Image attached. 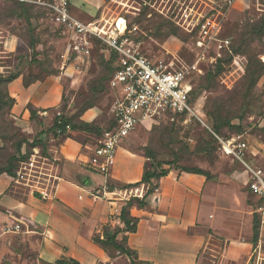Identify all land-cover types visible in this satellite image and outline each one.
Instances as JSON below:
<instances>
[{
    "label": "rangeland",
    "instance_id": "rangeland-1",
    "mask_svg": "<svg viewBox=\"0 0 264 264\" xmlns=\"http://www.w3.org/2000/svg\"><path fill=\"white\" fill-rule=\"evenodd\" d=\"M71 13L86 23H114L122 17L130 27L136 26L134 38L141 42L145 55L173 61L175 66L188 69L195 89L192 104L211 127L213 119L209 113L220 109L223 127L219 136L234 139L240 135L247 146L264 142V35L258 33L264 25V0H71ZM8 38L14 41L12 48L4 43ZM224 39H229L230 45L221 53L219 44ZM79 42L80 39L54 20L47 10L34 7L21 14L12 1L0 0V75L18 74L6 85L10 94L11 87L17 84L29 87L35 81L57 76L63 87V98L58 110L46 113L47 121L51 124L55 116L65 113L77 122L80 112L89 104H95L100 109L96 124L106 128L117 97L108 83L111 55L108 48L96 40L87 55L80 52ZM230 55L239 57V63L225 62L226 71L210 79L208 73L215 63ZM248 62L263 68L253 89H249L245 78ZM228 122L242 127L243 131L232 128ZM14 126L16 128L12 129ZM38 130L34 122L25 128L19 126L8 113V107L2 105L0 166L6 165L8 158L16 153L18 139H33ZM133 132L126 137L129 139L131 135L135 149L143 153L150 151L154 162L181 169L202 166L226 177L231 169H243L233 156L216 151L204 125L194 119L186 121L182 116L169 113L140 124ZM23 151H26L25 146ZM245 158L264 169L263 158L254 161L249 153L247 156L245 153ZM22 165L19 163L17 172ZM223 183L220 194L231 201L232 184L227 179ZM252 202L250 213L239 201L230 204L231 210H239L235 213L240 224L229 225L220 219L215 225V237L201 253L199 264H255L257 253L254 250L260 238L257 243L252 242L250 223L257 222V206ZM222 217L232 218L233 214ZM103 250L108 256L106 264H132L113 245ZM34 262L33 258L27 259L29 264Z\"/></svg>",
    "mask_w": 264,
    "mask_h": 264
},
{
    "label": "crops",
    "instance_id": "crops-1",
    "mask_svg": "<svg viewBox=\"0 0 264 264\" xmlns=\"http://www.w3.org/2000/svg\"><path fill=\"white\" fill-rule=\"evenodd\" d=\"M4 43L11 48L14 45L12 38ZM11 94L16 99L11 116L25 128L31 125L27 105L46 109L39 114L47 120L46 113L60 107L63 87L59 77L50 76L29 87L12 86ZM99 114L100 109L93 107L81 119L92 122ZM40 139L47 144L46 154L36 147L16 176L0 174V264H29L27 259L31 258L34 264H55L60 259L106 264L108 256L94 237L102 235L104 227H124L119 218L123 205L132 196L142 198L149 185L125 186L142 179L149 159L134 148L130 135L121 141L110 173L105 176L83 163L98 143L96 135L72 129L64 136L44 133ZM247 153L254 161L264 159V142L248 146ZM201 168L212 178L172 168L167 175L152 180L154 189L146 207H131V215L138 218L137 229L125 235L141 261L199 264L220 219L225 224H240L235 213L239 210L229 208L232 202L239 201L248 213L253 211L252 201L258 207L259 198L247 185L250 174L244 165L242 170L231 169L227 177ZM226 179L234 189L231 201L219 190ZM51 183H55L52 197H42L40 191L49 189ZM226 214H233V219L223 218ZM16 224L19 231L6 230ZM250 224L253 236V220ZM122 237L120 233L118 239ZM259 238L255 264H264V228Z\"/></svg>",
    "mask_w": 264,
    "mask_h": 264
},
{
    "label": "built area",
    "instance_id": "built-area-1",
    "mask_svg": "<svg viewBox=\"0 0 264 264\" xmlns=\"http://www.w3.org/2000/svg\"><path fill=\"white\" fill-rule=\"evenodd\" d=\"M18 1L48 8L54 20L71 30L80 39L78 43L80 52L90 55L93 41L98 40L108 48L109 52L114 51L117 54L115 71L108 82L117 94L112 110L114 123L104 130L97 145L91 148L87 160L83 161L92 171L108 175L120 143L126 135L140 124L152 122L162 115L187 113L186 121L196 118L205 127L211 129L206 119L192 104L194 85L188 69L175 66L173 61L152 59L145 55L140 47L141 42L134 38L136 26L130 27L127 21L120 24L119 20L122 17L114 23L83 22L72 15L71 0ZM229 45V39L221 40L219 44L221 53ZM233 63H239V57L234 56ZM60 115L61 113L58 114ZM71 130V126L66 125L65 130L58 129L57 132L63 134ZM213 133L219 142V151L224 155L233 156L244 165L245 171L249 172L250 179L247 185L259 198L256 211L260 217V227L264 228V169L246 160L245 153L248 146L240 135L234 139H224ZM54 186L55 183H51L50 190L48 188L41 190L42 197H52ZM6 230L19 231L20 225L16 224Z\"/></svg>",
    "mask_w": 264,
    "mask_h": 264
},
{
    "label": "trees",
    "instance_id": "trees-1",
    "mask_svg": "<svg viewBox=\"0 0 264 264\" xmlns=\"http://www.w3.org/2000/svg\"><path fill=\"white\" fill-rule=\"evenodd\" d=\"M10 1H12L15 4V6L17 7V10L21 11V14L23 12L25 13L27 10H30V8H34V7H41L50 13V10L48 8L34 4V3L18 1V0H10ZM258 33L261 35H264V25H262L259 28ZM96 41L99 42L98 40ZM33 47H34L33 45H30V48H33ZM110 55L111 57L109 59L110 60L109 64H110V69H111V75L109 77V80L115 71V61L117 58V54L114 51L110 52ZM233 59H234V55H230L229 58L227 59H224L221 61L218 60L215 63L214 68H212L209 71L208 73L209 78L213 80L218 75L224 73L226 70L223 64L225 62L232 63ZM262 71H263V68L261 66H256L251 62L247 63L245 78L247 79V81H249V89L251 88L253 89L256 86L257 80L261 77L263 73ZM17 77H18V74L16 73L9 74V75H3V74L0 75V109L2 108V105H6L8 107L9 114H11V110L16 103V99L7 90L6 85L10 83L11 81L15 80ZM194 92H195V89H193V94ZM93 107H95V104H89L88 106H86L80 112L77 122H74L73 119L69 118L65 113H62L60 116H55L53 118V122L50 124V122H48L47 120L42 119L41 115L39 114V111H45L46 109L45 110L37 109L33 106L32 103H29L27 105V109L30 111V121L37 123V125L39 126V130L37 131V134L33 139L21 137L20 139L16 141V144H15L16 153L12 154L8 158L6 165L0 166V174L7 173L11 176H16L19 163L27 161L30 158L31 154L33 153V149L36 147H40L42 153L46 154L47 144L43 140L40 139V136L43 135L44 133H52L55 136H64V135H67L69 132L58 134L57 132L58 129L65 130L66 125H70L71 129L73 130L85 131L87 133H91L93 135H96L97 137H100L102 133L104 132V130L111 127L114 122H113V119H111L108 127L103 128L102 126L96 124V120L92 122H86L82 120L81 116L88 109L93 108ZM175 115L182 116L184 119H186L187 117V113L175 114ZM209 117L213 119V127L209 125L211 128L209 129L204 126V130L208 133L212 141H214V147L216 151H219V142L213 132L220 135V130L223 127V123L221 122V117H220V109L219 108L213 109L209 113ZM192 119L200 122L196 118H192ZM59 121H61V123H59ZM7 126L10 127L11 125L7 124ZM231 127L238 129L239 132L243 131L242 127H235V126H231ZM11 128L15 129L16 127L14 126ZM24 146L26 147L25 152L23 151ZM144 155L149 159L150 164L145 169L142 179L135 184H129L125 187L126 188L136 187L143 183V184L149 185L148 189L146 190V193L144 194L142 198L132 196L123 205L119 218L124 224V227H115V228L104 227L102 235H98V237L96 235L94 237L95 242H97L104 249H109V246L111 245L115 246V248H117L123 255L129 258L132 264H148L147 262L141 261L137 255V252L128 245L127 236L125 235V233L136 231L138 218L131 215L130 209L135 204H137L139 207H142V208L148 205V197L153 192V189H154L152 180L154 178H160L162 176L167 175L172 168H176V169L186 171V172L202 174V175H205L208 179L212 178L211 173L201 167H197L194 169H187V168L181 169L179 167L169 165V168H164L163 167L164 163L154 162L155 159L153 158V155L150 151L149 153L145 151ZM256 215H257V222L255 221L253 225V236H252L253 243H257L260 237V226H259L260 217L258 213H256ZM120 233H123L122 239H118ZM55 264H80V262H78L75 259H70V260L60 259V260H57Z\"/></svg>",
    "mask_w": 264,
    "mask_h": 264
},
{
    "label": "bare ground",
    "instance_id": "bare-ground-1",
    "mask_svg": "<svg viewBox=\"0 0 264 264\" xmlns=\"http://www.w3.org/2000/svg\"><path fill=\"white\" fill-rule=\"evenodd\" d=\"M116 21H117V19H116ZM119 23H120V24H122V23H126V21H125L123 18H121V19L119 20Z\"/></svg>",
    "mask_w": 264,
    "mask_h": 264
}]
</instances>
